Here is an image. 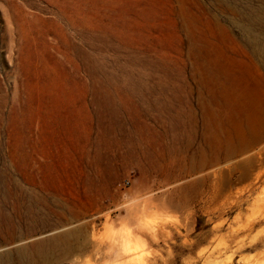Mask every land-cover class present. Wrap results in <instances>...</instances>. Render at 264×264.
<instances>
[{
	"label": "rangeland",
	"instance_id": "obj_1",
	"mask_svg": "<svg viewBox=\"0 0 264 264\" xmlns=\"http://www.w3.org/2000/svg\"><path fill=\"white\" fill-rule=\"evenodd\" d=\"M251 10L264 0H0L6 264L22 248L36 264H130L113 252L123 231L146 245L144 264H264ZM209 69L223 71L227 102ZM77 229L73 256L32 255Z\"/></svg>",
	"mask_w": 264,
	"mask_h": 264
},
{
	"label": "bare ground",
	"instance_id": "obj_2",
	"mask_svg": "<svg viewBox=\"0 0 264 264\" xmlns=\"http://www.w3.org/2000/svg\"><path fill=\"white\" fill-rule=\"evenodd\" d=\"M242 20L244 22L243 23L244 25L241 26V31H242L244 38H245V44L252 50L253 55L260 59L262 65L264 67V40L260 39V37L258 35V31H257L259 28V30L264 34V10H258V11L251 10L246 14L245 17H243ZM209 80H210V83L215 86L216 92H218L220 97L223 100H225V102H227V99H225L227 91H226V89H224L225 85H226V81H225L223 71L221 69H218L216 71H214L213 69L212 70L209 69ZM241 132H242V130H241ZM241 132H239V135H241ZM218 137H219V135H217L215 137H213V136L209 137V140L211 143L210 150H211V153L213 155V159H216V160H219L221 158V153H220L221 150H219V148H217V146L215 148V146L213 144L214 138L217 139ZM239 138H238V141L239 140L241 141V139H239ZM256 143H257V141H256ZM245 144H246V141H245ZM140 227H142V224ZM82 238H83L82 232H80L78 229L75 231H68L65 233H61V234L54 236L50 239L39 241L36 244V247H35L32 255H35L38 257H51V255L54 253L55 249H58V250L61 249L64 251V254H66V256L67 255L73 256V254L77 251V248L75 249L72 246L74 244V243L72 244V242L73 241L80 242V241H82ZM84 241L85 240H83V242ZM83 242H82V244H83ZM80 244H81V242H80ZM85 244L87 245V243H85ZM113 245L117 246V249L115 251H113L114 255L119 254V255L126 256L129 259L130 264H144L143 261L145 260V258L148 255L146 245H144L141 242L135 241L133 239L132 233L130 231H123L121 233V236L114 240ZM112 247H114V246H112ZM80 249L82 251V249H84V248H80ZM27 253H28L27 249L23 250V248H22V251L20 250L18 263L19 264H36L37 263V261L35 263L36 257L32 258ZM66 256H65V259L69 257V256H67V257ZM74 256H76V255H74ZM65 259L63 257L62 260L65 261ZM36 260H38V259H36ZM0 264H6V259H4V258L2 259L1 256H0Z\"/></svg>",
	"mask_w": 264,
	"mask_h": 264
},
{
	"label": "built area",
	"instance_id": "obj_3",
	"mask_svg": "<svg viewBox=\"0 0 264 264\" xmlns=\"http://www.w3.org/2000/svg\"><path fill=\"white\" fill-rule=\"evenodd\" d=\"M130 184H131V181L129 179L124 182L125 187L130 186Z\"/></svg>",
	"mask_w": 264,
	"mask_h": 264
}]
</instances>
